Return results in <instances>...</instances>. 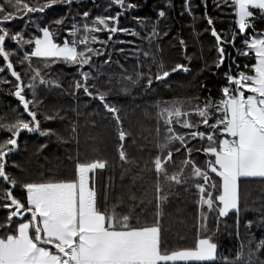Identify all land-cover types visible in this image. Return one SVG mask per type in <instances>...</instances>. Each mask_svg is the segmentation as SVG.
Segmentation results:
<instances>
[{"label":"snow or ice","instance_id":"obj_1","mask_svg":"<svg viewBox=\"0 0 264 264\" xmlns=\"http://www.w3.org/2000/svg\"><path fill=\"white\" fill-rule=\"evenodd\" d=\"M73 2L0 0V85L8 87L18 102L15 118L0 123V131L6 134L0 140V264H264V233L259 237L252 233V221L245 222L243 235L240 230L241 179L264 178V0H213L215 8L229 9L232 17L228 29L220 31L207 15L203 0L204 31L214 38L217 55L210 67L219 71L227 60V70L222 73L218 98L156 100V141L149 162L154 194L147 206L137 202L131 188L126 197H114L111 176L97 187L96 173L108 168L106 159L81 161L77 152L73 175L64 178L48 173L25 178L17 174L23 169L11 159L20 150L21 133L62 139L55 128L42 125L40 117L55 121L58 113L43 110L48 97L40 91H64L61 73L53 71L54 66L63 65L75 69L69 95L83 93L111 116L121 142L119 160L132 165L124 172H135L140 165L128 157L124 141L131 133L123 129L121 109L111 102L113 89L117 95L128 96L142 85L146 94L156 84L170 87L167 81L172 74L191 71L192 58L183 39L178 44L184 49L185 63L168 67L151 51L154 42L160 51L158 41L171 31L161 34L158 30L159 20L166 16L163 9L151 30L145 19L135 18L141 31L119 26L124 12L137 7L126 0H109V8L119 9L115 14L90 18L85 11L79 22L65 13L54 21L56 28L41 27L29 19L54 5L70 8ZM183 9L192 15L190 0H184ZM17 19H23L25 27L14 31L9 25ZM69 19L70 25L66 24ZM30 24H35V31L28 30ZM118 32L141 41L139 45L129 41L133 45L130 58L136 65L134 78L107 50ZM102 33L107 39H101ZM9 42L15 47L9 49ZM226 45L235 50V56H226ZM118 51L125 53L123 48ZM103 56L107 59L97 65L96 59ZM238 57L249 60L242 70ZM114 63L118 71H111ZM76 131L73 123L72 133ZM47 147V143L39 144L37 151ZM131 183L135 185L134 176ZM177 188L189 194L195 206L197 238L191 247L169 250L162 219ZM230 215L235 216L230 235L237 247L225 254L218 238L229 229L224 221Z\"/></svg>","mask_w":264,"mask_h":264},{"label":"trees","instance_id":"obj_2","mask_svg":"<svg viewBox=\"0 0 264 264\" xmlns=\"http://www.w3.org/2000/svg\"><path fill=\"white\" fill-rule=\"evenodd\" d=\"M35 2V0H30ZM43 3L44 0H39ZM137 5L135 9L125 11L119 19V26L141 31L135 18L145 19L147 28L151 30L153 24L157 23V13L163 9L166 12L165 18L159 20L158 30L163 34L164 31L171 29L168 36H162L158 41L160 51H157L154 42L151 51L158 61H162L166 66H174L175 63H185L184 49L178 44L179 39H183L187 45V53L191 56L189 73L177 72L172 74L167 81L170 87L156 84L152 91L144 93L141 87L132 90L131 95H117L113 89L115 98L111 101L121 109V120L123 129L131 133L126 137L124 144L129 159L139 162L140 167L135 172H124V169L131 168L132 165L122 164L119 160L117 149L120 145L118 132L114 120L111 116H106L104 110L97 102L91 101L83 93H78L77 97L69 95L71 89L68 85L75 77V69L69 66H54V72H60L63 78L64 91L55 90L51 93L41 89L40 95L48 97V103L44 111L48 114L58 113L55 121H42L44 127L55 128L61 140L56 137H40L38 133H21L19 137L20 150L13 154L12 160L16 161L23 172L17 170L18 175L25 178H37L40 173H48L59 178L71 177L73 175L74 163L79 152L81 161L102 158L108 162L106 170H97V187H101L108 182L111 176L114 179V197H126L131 188L137 195V202H143L147 206L148 201L153 198L154 174L150 170L149 163L153 158V147L156 141V108L154 107L157 99L172 100L181 99L187 101L190 98L198 97L202 102L207 97L218 98L219 88L222 82V73L227 70V60L225 65L218 71L210 67L216 60L217 55L214 48V38L210 31H204L207 27L205 5L203 0H190L192 15L183 9L184 0H126ZM109 0H74L71 7L64 5H54L46 9L44 13L31 14L29 19L34 20L41 27L51 25L56 28L54 21L65 13H70L79 22L81 14L89 12L90 18L100 14H115L117 7H108ZM171 5V6H169ZM207 15L212 17L218 31L227 30L232 17L228 15L229 9H217L214 7L213 0H206ZM183 12V15L181 14ZM195 16V20L193 19ZM71 19L66 21L70 25ZM9 27L12 30H20L25 27L23 19L13 21ZM29 31H35V24L28 26ZM144 33L141 32V35ZM61 35H65L61 30ZM101 39H107V34H101ZM139 45L140 39L126 33L113 34L112 42L108 45V52L112 55L113 61H119L127 69L129 74L135 76L136 65L131 59L132 44ZM9 49L14 48V42L8 43ZM146 47V44H145ZM226 47V56H232L236 52L230 46ZM236 47H241L239 40ZM125 49L121 54L118 50ZM126 57H129L126 59ZM107 56L96 59V64L100 65ZM241 70L249 60L246 57H238L236 61ZM207 65V66H206ZM203 69V71H201ZM19 70V69H18ZM108 70V69H104ZM235 70V69H234ZM111 71H118L115 63ZM213 73H217L214 75ZM9 79H13L9 77ZM203 85V87H201ZM9 88L0 85V123L11 121L17 115L14 108H17V100L9 94ZM163 106V105H161ZM187 107V104L185 105ZM74 109H78L74 111ZM63 117V119H59ZM76 125V133H72V125ZM6 138V134L0 131V140ZM78 139V143H77ZM67 141V142H65ZM47 143L48 147L40 152L37 151L39 144ZM72 157L70 160L68 157ZM180 157H177V162ZM170 171L172 168L170 166ZM124 172L123 179L121 174ZM135 177V185L131 183V178ZM242 207L240 212V230L242 235L245 233V222L252 221L250 231L259 237L264 233L261 224L264 221V178H242L241 179ZM151 217V213H149ZM235 220L234 215H230L224 223L229 225V229L222 230L218 242L228 254V250L237 247L234 235H230ZM164 238L166 247L169 250L183 247H191L197 238L196 209L189 194L182 189H176L174 195L167 206L164 208L162 219ZM176 264H201V262H176Z\"/></svg>","mask_w":264,"mask_h":264},{"label":"rangeland","instance_id":"obj_3","mask_svg":"<svg viewBox=\"0 0 264 264\" xmlns=\"http://www.w3.org/2000/svg\"><path fill=\"white\" fill-rule=\"evenodd\" d=\"M256 178H259V177H256ZM189 262H194V261H189Z\"/></svg>","mask_w":264,"mask_h":264}]
</instances>
